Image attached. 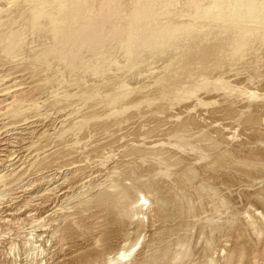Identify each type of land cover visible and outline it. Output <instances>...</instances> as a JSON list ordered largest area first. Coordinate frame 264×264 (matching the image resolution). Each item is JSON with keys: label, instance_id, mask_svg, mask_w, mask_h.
Returning a JSON list of instances; mask_svg holds the SVG:
<instances>
[{"label": "bare ground", "instance_id": "1", "mask_svg": "<svg viewBox=\"0 0 264 264\" xmlns=\"http://www.w3.org/2000/svg\"><path fill=\"white\" fill-rule=\"evenodd\" d=\"M262 49L264 0H0V264L146 262L155 228L145 227L133 243L122 233L123 225H153L160 214L155 190L146 194L139 186L176 174L193 193L207 187L210 180L193 181V130L218 132L225 145L239 135L235 124L219 119L243 123L246 137L264 133V119L251 108L254 101L264 105L253 86L264 80ZM247 66L257 75L243 74ZM256 144L264 154V141ZM129 162L135 170L157 171L137 173L136 181L128 174L132 183L125 184L119 168ZM251 213L264 219L261 210ZM254 217L247 230L225 236L217 253L224 264L264 245V224ZM111 235L121 242L115 245ZM172 264L198 261L175 255Z\"/></svg>", "mask_w": 264, "mask_h": 264}, {"label": "rangeland", "instance_id": "2", "mask_svg": "<svg viewBox=\"0 0 264 264\" xmlns=\"http://www.w3.org/2000/svg\"><path fill=\"white\" fill-rule=\"evenodd\" d=\"M257 53H260L259 55L260 56H262V55H264V49H262V50H258L257 51ZM247 56H245V58L247 59H245V62L247 63L246 65H248L250 62H251V58H252V55H251V53H247L246 54ZM248 57H250V58H248ZM261 69H263V67L262 68H260L258 71V73L260 74V75H264V70H261ZM244 73L243 74H248V72H249V74H255V75H257V72H256V70L254 71L253 69H248V66H247V68H246V70L244 69V71H243ZM255 77V76H254ZM260 77H262V76H260ZM262 78H264V77H262ZM254 80V79H253ZM255 88H254V90H256V91H258V93L260 92V94L262 93L263 95H264V80L263 81H261L260 83H256V84H254L253 85ZM258 89V90H257ZM251 108H256V109H258V111H259V115H260V120L262 121L263 119H264V105H263V103H262V101H254L253 102V106L251 107ZM263 111V112H262ZM250 112H252V110H250V111H248L246 114H249ZM263 113V114H262ZM233 120L232 119H230V118H224V119H219L218 120V122L220 123V124H222V125H226V127H228V126H230V127H232V126H234V124H235V127H236V130H237V135H239V136H236L235 138V141H236V143H233V145H229V144H227V145H225L226 143H221V142H223L224 141V139L222 138V136L217 132H213V131H198V130H193L194 131V133H193V135L192 136H194L193 137V139L195 138V137H197V138H195L196 139V141L198 142H195L194 143V141H195V139L193 140V153H192V155H191V157H193V160L191 161V162H193L194 161V159H195V161L194 162H197V165L198 166H196L195 168H194V175H195V180H193L194 181V185H196L197 183H205L204 185H206V184H208L209 183V180L211 181L208 185H210V186H208V185H206L207 187H208V189H210V187H211V190H208L207 189V187H205V186H203V190H204V188L207 190H205L206 192H204L203 190V192H204V194H203V192H202V194H200L199 192H197V193H199V194H197V193H193V190H191L192 188H191V186H189V185H187V184H185V183H183V182H181V181H179V176H177L176 174H175V176L173 175V176H171L170 178H168V179H166V178H164L166 181H162V182H159L158 183V185H154V183H151L150 181H148V182H145V184L144 185H142V186H139V188L140 189H142L141 190V192L142 193H145L146 192V194H148V192H151L152 194H154V192H155V194L153 195V196H155L156 197V199L153 197V199H155L154 200V203L157 205V208L159 209V212H160V214H162L163 213V215H160L159 214V216H160V218H159V216H158V218H157V220H154L155 222H153V225H151V223L152 222H148V221H146V220H143V223H146V225H144L143 223H141V224H143V225H140V226H142V227H144L143 228V230L141 229L142 227H139V224L136 226L135 224H133V225H131V226H128L127 224L124 226L123 225V231H122V233L124 234V237L126 236V238H127V240L128 241H130V243H133V240H135V239H137V236H138V239L140 240V238L141 237H143V235H144V233H145V231H144V229H145V227H147L146 229H148V227H150L149 229H152V228H155V237L153 236L152 238H150L149 239V243H150V248H148V250H147V253L148 254H150V255H148V260H146V262H144L143 264H172V262H173V260H174V257H175V255H180V256H182V258H184V259H187V258H190V259H195V260H197L198 261V264H206L207 263V260H209V259H214V261L216 262V264H224L225 263V261H226V258L224 259H221L219 256H217V253L219 252V251H222L223 250V248H224V239H225V236L226 237H231V238H234V236L235 235H238V234H236V232L238 233V228L239 227H242V228H245L246 230L248 229V225H246L248 222V219L252 216V217H254L253 215H252V213H251V211L252 210H254V212H255V210L257 211V209H258V211H262V215L264 214V212H263V210H264V154H260V152H258V150L259 149H257V148H259V146H256L257 144V141H258V144H259V142L260 141H264V133L263 134H260V135H256L255 137H253V138H251V137H246L245 135H244V133H243V131L244 130H242V128L241 127H244V124L243 123H239V124H237L236 125V123H234V122H232ZM231 123V124H230ZM233 123V124H232ZM239 125V126H238ZM238 127V128H237ZM191 132V131H190ZM199 132V133H198ZM204 134V135H203ZM259 136V137H258ZM204 137H205V139H204ZM220 137V138H219ZM244 137V138H243ZM240 139V138H243V139H241V140H237V139ZM256 138V139H255ZM198 139V140H197ZM244 139H245V141H244ZM263 139V140H262ZM199 140L200 141H204L203 143L202 142H199ZM208 142H210L211 141V143H212V145H211V143H210V146H209V143H207V141ZM214 140V141H213ZM221 140V141H220ZM234 141V142H235ZM248 141V142H247ZM255 142V143H253V142ZM245 142V143H244ZM247 142V143H246ZM249 142H251V143H249ZM214 143V144H213ZM216 143H218L217 145H215ZM200 144V145H199ZM222 144V145H221ZM223 144H224V147H223ZM215 145V146H214ZM249 145V147H247V146ZM252 145H254L253 147H252ZM200 146V147H199ZM205 146H207V147H205ZM218 146V147H217ZM221 146H222V149H221ZM227 146V147H226ZM231 146V147H230ZM234 146V147H233ZM243 148V150H241L242 148ZM247 148H246V147ZM252 148H251V147ZM195 147V148H194ZM198 147V148H197ZM205 147V148H204ZM211 147V148H210ZM217 147V148H216ZM225 147H226V151L224 150L225 149ZM230 147V148H229ZM245 147V148H244ZM204 148V149H203ZM206 148H209V152L207 151H205V150H207ZM214 148H216V149H214ZM236 148H238V150L236 149ZM250 148V149H249ZM257 150H256V149ZM203 149V150H202ZM222 151H220V150ZM228 149V150H227ZM233 149V150H232ZM235 149V150H234ZM256 150L255 152H254V150ZM213 150V151H212ZM217 150H219L218 152H217ZM241 150V151H240ZM248 150V151H247ZM253 150V151H252ZM197 151H199V152H197ZM203 153H207V154H202L201 152ZM216 151V152H215ZM249 151H251V153L249 152ZM260 151V150H259ZM210 152L212 153V154H210ZM219 152H221V153H219ZM225 152H226V155H225ZM239 152V153H238ZM253 152V153H252ZM198 153H201L200 155H198ZM216 153H218V156L216 155L215 157H214V155L216 154ZM222 153L224 154V155H222ZM228 153H230L229 155H228ZM233 153V154H232ZM220 154V155H219ZM244 154V155H243ZM260 154V155H259ZM197 155V156H196ZM204 155H206V156H204ZM208 155V156H207ZM201 157H205V158H207V161H205L204 160V158L202 159ZM214 157V158H213ZM221 157V158H220ZM225 157V158H224ZM260 158V159H259ZM170 159V160H169ZM168 160H166V162H164V164H166L167 162H168V164H169V162H171V161H173V159L174 158H169ZM196 159H199V160H196ZM200 159H201V161H200ZM210 159H211V161L213 162H211L210 161ZM213 159H214V161H213ZM202 160H204V162L203 163H201L202 162ZM224 160H226V161H224ZM232 161V162H231ZM239 161V162H238ZM246 161V162H245ZM134 163V162H133ZM207 163V164H206ZM210 163H212V164H210ZM234 163H236V164H234ZM248 163V164H247ZM251 163V164H250ZM252 163L254 164V165H252ZM261 163V164H260ZM200 164V165H199ZM203 164H204V167H203ZM241 164V165H240ZM256 164V165H255ZM181 164H177V165H173V167H175V166H180ZM202 165V166H201ZM207 165V166H206ZM209 165V166H208ZM248 165H249V167H248ZM252 165V166H251ZM263 165V166H262ZM126 166V167H125ZM123 165V166H121L120 168H119V173H121V174H123L124 176L127 174H130V176L132 177V179L130 178V176H129V178H123V175L120 177L119 176V178H120V180H122V182L123 183H125V184H129L128 182L130 181V183H132V181H136L138 178H139V176H140V178H144V177H146L145 175L146 174H142V173H144V172H147V173H149L150 175L152 174V173H154V172H156L157 170L155 169V167H152L151 168V170H150V165H147L149 168H145L146 169V171L145 170H141V171H139L138 169L137 170H135L134 168H131L132 167V163H128L127 165ZM129 166V167H128ZM255 166V167H254ZM125 169H124V168ZM199 167V168H198ZM201 167V168H200ZM209 167V168H208ZM211 167H213V168H211ZM246 167V168H245ZM251 167V168H250ZM263 167V168H262ZM123 168V169H122ZM126 168H127V170H126ZM130 170H129V169ZM218 168V169H217ZM224 168V169H223ZM254 168V169H253ZM260 168V169H259ZM154 169V170H153ZM202 169H203V172H201L202 171ZM207 169V170H206ZM208 169L211 171V172H209L208 171ZM220 169V170H219ZM232 169V170H231ZM250 169V170H249ZM253 169V170H252ZM122 170V171H121ZM131 170L133 171V172H131ZM152 170H153V172H152ZM240 170V171H239ZM245 170V171H244ZM256 172H255V171ZM121 171V172H120ZM128 171V172H127ZM137 171V172H136ZM199 171H200V173H199ZM204 171L206 172V174L204 173ZM217 171V172H216ZM226 171V172H225ZM233 171V172H232ZM262 171V172H261ZM123 172V173H122ZM126 172V173H125ZM141 174H140V173ZM152 172V173H151ZM222 172V173H221ZM225 172V174H223ZM231 174H230V173ZM132 173H134V175H132ZM135 173H136V175H135ZM137 173H138V177H136L137 176ZM202 173V174H201ZM204 173V174H203ZM213 173V174H212ZM235 173H237V174H235ZM241 174L240 175V177L238 176L239 174ZM251 173V174H250ZM149 174H147V176H149ZM179 175H180V173H178ZM219 174V176H217ZM220 174H222L221 176H220ZM142 175V176H141ZM144 175V176H143ZM198 175H200V176H198L199 177V180L200 181H198V177L197 176ZM204 175H205V177H204ZM211 175H213L212 177H211ZM232 175V176H231ZM244 175V176H243ZM248 177H247V176ZM250 175V176H249ZM177 176V177H176ZM207 176V177H206ZM224 176H225V178H224ZM238 176V178H233V177H237ZM136 177V178H135ZM176 177V178H175ZM203 178L202 180H201V178ZM210 179H209V178ZM216 177V178H215ZM218 177H220V178H218ZM232 178L231 180H230V178ZM123 178V179H122ZM206 178V179H205ZM208 178V179H207ZM218 178V180L216 181V179ZM248 178V179H247ZM127 179H128V181H127ZM130 179V180H129ZM170 179H173V180H175V179H177L178 180V182H179V184H178V182L176 181L175 183H174V181L172 180H170ZM205 179V180H204ZM212 179V180H211ZM229 179V180H228ZM234 179V180H233ZM242 179V180H241ZM244 179V180H243ZM262 179V180H261ZM127 181V183L125 182V181ZM132 180V181H131ZM213 180H214V184H213ZM204 181H206V182H204ZM218 181H221V182H218ZM165 182H167L166 184H168V185H166V184H164L163 185V183H165ZM169 182H170V184H169ZM197 182V183H196ZM222 182H223V185H222ZM148 183V184H147ZM152 184L151 186H150V184ZM161 183V184H160ZM173 183V184H172ZM183 183V184H182ZM201 183V184H202ZM225 183H226V185H225ZM213 184V185H212ZM218 186H217V185ZM220 184V185H219ZM229 186H228V185ZM150 186V188H147V187H149ZM179 187H178V186ZM182 185H184V186H182ZM198 185V184H197ZM214 185H216V186H214ZM153 186H154V188H153ZM165 186V187H164ZM166 186H167V188H166ZM173 186V187H172ZM176 186V187H175ZM182 186V187H181ZM213 186V187H212ZM220 186L222 187V190H221V188H220ZM223 186H227V187H224V189H223ZM240 186V187H239ZM145 187V188H144ZM152 187V188H151ZM155 187H156V189H155ZM159 187H161L160 188V190L158 189ZM171 187V188H170ZM175 187V188H174ZM214 187L218 190V192H217V190L216 189H214ZM251 187V188H250ZM256 187V188H255ZM136 188V189H135ZM164 188H165V190H164ZM170 188V190L169 191H171L172 189V194H171V192H166L167 191V189H169ZM177 188H178V190H177ZM189 188V189H188ZM212 188H213V191H212ZM220 188V189H219ZM134 189L136 190V192L138 193V189H137V187H134ZM146 189H147V191H146ZM152 189V190H151ZM155 191H154V190ZM145 192H144V191ZM151 190V191H150ZM157 190V191H156ZM164 190V191H163ZM181 190H182V192H181ZM214 190H216V191H214ZM226 190V191H225ZM230 191V192H228V191ZM250 190V191H249ZM258 190V191H257ZM154 191V192H153ZM176 191H178V192H176ZM212 191V192H211ZM252 191H253V193H252ZM164 192V193H163ZM181 192V193H180ZM191 192V193H190ZM209 192H210V194H209ZM218 194L217 196H215L216 194ZM219 192H221L220 194H219ZM226 192H227V194H226ZM250 192V193H249ZM136 193V194H137ZM140 193V192H139ZM138 193V194H139ZM151 193H149L150 194V196L152 195ZM175 193V194H174ZM187 193V194H186ZM193 193V194H192ZM214 193V194H213ZM160 194V195H159ZM197 194V195H196ZM206 194V195H205ZM207 194H209V195H211L212 194V196H209V195H207ZM140 195V196H139ZM138 195V198L140 199V197H141V194H139ZM199 195V196H198ZM231 195V196H230ZM253 195V196H252ZM132 195H130V198H132V199H130L131 201H134L135 199H136V195L134 196H132ZM215 196V197H214ZM221 196H223V199H222V197ZM134 197V198H133ZM209 197V198H208ZM217 197H219L218 198V202H217ZM159 198V199H158ZM172 198V199H171ZM214 198V199H213ZM224 198L227 200H224ZM134 199V200H133ZM157 200V201H156ZM164 200V201H163ZM169 200V201H168ZM173 200V201H172ZM211 200V201H210ZM226 201V202H224V201ZM172 201V202H171ZM182 201V202H181ZM201 201V202H200ZM213 201V202H212ZM221 201V202H220ZM140 202H142V200H140ZM158 202H165V203H159L160 204V206H159V204H158ZM212 202V203H211ZM256 202V203H255ZM181 203V204H180ZM202 203V204H201ZM204 203V204H203ZM215 203V204H214ZM221 204V205H220ZM226 204V205H225ZM255 204V205H254ZM260 204V205H259ZM174 205V206H173ZM176 205V206H175ZM180 205V206H179ZM187 207H186V206ZM192 205V206H191ZM216 205V206H215ZM220 205V206H219ZM146 206H147V208L149 209V204H147V202H145V205H144V207L146 208ZM189 206V207H188ZM190 206L192 207V208H190ZM143 207V209H145ZM194 207V208H193ZM253 207V208H252ZM256 207V208H255ZM261 207V208H260ZM160 208H161V211H160ZM162 208H163V210H162ZM169 208V209H168ZM182 208V209H181ZM188 208V209H187ZM219 208V209H218ZM247 208V209H246ZM147 209V210H148ZM260 209V210H259ZM179 210H181V211H179ZM194 212H193V211ZM219 210V211H218ZM145 211V210H144ZM172 211V212H171ZM187 211V212H186ZM178 212H179V214H178ZM184 212V213H183ZM235 212H236V214H235ZM250 212V213H249ZM164 213H166V214H164ZM181 213V214H180ZM169 214V215H168ZM238 214V215H237ZM142 215H144L143 216V218L144 219H146V214H140V216H142ZM197 215V216H196ZM205 215V220H207V221H205L204 220V216ZM213 215V216H212ZM215 215V216H214ZM161 216H163V217H161ZM248 216V217H247ZM176 217V218H175ZM193 217V218H192ZM211 217V218H210ZM142 218V219H143ZM175 218V219H174ZM198 218V219H197ZM255 218V220L257 221V222H263V224H264V219L263 220H260V219H258L257 217H254ZM158 219H159V221H158ZM160 219L162 220L161 222H160ZM163 219H164V221H163ZM190 219V220H189ZM247 219V220H246ZM187 220L189 221V222H187ZM201 220V221H200ZM210 220H212V221H210ZM179 221V222H178ZM159 224H158V223ZM164 222V223H163ZM167 222V223H166ZM208 222V223H207ZM209 222L211 223V224H209ZM155 223V224H154ZM156 223H157V225H156ZM177 223V224H176ZM222 223V224H221ZM227 223H228V225H227ZM161 224V225H160ZM169 226H168V225ZM171 224V225H170ZM187 224V225H186ZM210 226H209V225ZM217 224V225H216ZM134 225H135V228H134ZM149 225V226H148ZM156 225V227L158 226V228L156 229V227H152V226H155ZM166 225V226H165ZM174 225V226H173ZM161 226V227H160ZM163 226V227H162ZM173 226V227H172ZM175 226L177 227L176 229H173L172 230V228H175ZM130 227V228H129ZM132 227V228H131ZM138 227V228H137ZM205 227H207V228H205ZM214 227V228H213ZM227 227V228H226ZM127 228H129V229H127ZM161 228H163L162 229V231L164 232L163 234H167V239H166V237H165V235H163V234H161L162 232H161ZM166 228V229H165ZM172 231H170L169 229ZM195 228V229H194ZM203 228V229H202ZM126 229V230H125ZM137 229V230H136ZM145 229V230H146ZM160 230V232H158L159 230ZM168 229V230H167ZM210 229V230H209ZM126 232H125V231ZM129 230V231H128ZM135 230V231H134ZM139 230V231H138ZM142 230V231H141ZM166 232H165V231ZM176 230V231H175ZM191 230V231H190ZM140 231H141V233H140ZM189 231V232H188ZM197 231V232H196ZM205 231V232H204ZM232 231V232H231ZM125 232V233H124ZM136 232V233H135ZM138 232V233H137ZM169 232V233H168ZM183 232H185V233H183ZM126 233H127V235H126ZM131 233V234H130ZM134 233V234H133ZM160 233V234H159ZM174 233V234H173ZM136 234H138L137 236H136ZM189 234H190V236H189ZM194 234V235H193ZM208 234V235H207ZM235 234V235H234ZM142 235V236H141ZM159 235V236H158ZM171 235H172V237H171ZM132 236V237H131ZM164 236V237H163ZM168 236H169V238H168ZM255 236V235H254ZM254 236H252V237H254ZM129 237V238H128ZM131 237V238H130ZM159 237V238H158ZM162 237V238H161ZM171 237V238H170ZM251 237V236H250ZM158 238V239H157ZM210 238V239H209ZM113 239V243L115 244V245H117V243L119 242H121L120 240L121 239H116L115 240V238L113 237V235H111V240ZM133 239V240H132ZM137 239V240H138ZM153 241H152V240ZM163 239V240H162ZM172 239H173V241H172ZM188 239H190V240H188ZM155 240V241H154ZM158 240H162V242H159ZM175 240V241H174ZM188 240V241H187ZM170 241V242H169ZM178 241H179V243H178ZM116 242V243H115ZM155 242V243H154ZM156 242L158 243V244H156ZM174 242H175V244H174ZM211 242V243H210ZM216 242V243H215ZM169 243V244H168ZM154 246H153V245ZM178 244V245H177ZM180 244V245H179ZM176 245V246H175ZM191 245V246H190ZM225 245H227L228 247L227 248H231L232 247V241H229L228 243H226ZM162 246V248H160ZM178 246V247H177ZM185 246V247H184ZM174 247V248H173ZM206 247V248H205ZM184 248V249H183ZM252 248H254V249H252V251L250 250L249 252L248 251H246L245 250V252H244V254H243V259L241 260V261H239V263H237V264H246V262H252V261H254V262H252L253 264H264V251L261 249V248H264V245L263 244H261V243H259L258 245H253V247ZM192 249H194V250H192ZM164 250V251H163ZM169 251V252H168ZM173 251V252H172ZM175 251V252H174ZM192 251H193V253H192ZM168 252V253H167ZM174 254V257H173V254ZM189 255V256H188ZM187 256V257H186ZM153 257V258H152ZM250 258V259H249ZM151 259V260H150ZM158 259V260H157ZM168 259V260H167ZM153 260V261H152ZM164 260V261H163ZM201 260V261H200ZM152 261V262H151ZM251 263V264H252ZM215 264V263H214Z\"/></svg>", "mask_w": 264, "mask_h": 264}]
</instances>
